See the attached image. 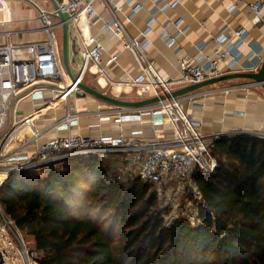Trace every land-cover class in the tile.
I'll return each instance as SVG.
<instances>
[{
  "label": "built area",
  "instance_id": "1",
  "mask_svg": "<svg viewBox=\"0 0 264 264\" xmlns=\"http://www.w3.org/2000/svg\"><path fill=\"white\" fill-rule=\"evenodd\" d=\"M98 1L113 3L115 0H57L66 16L71 35L74 30L81 43V63L75 73L79 81H83L89 66L95 67L98 75L106 76V66L115 63L120 55L112 54L104 64V47L98 37L90 33L85 35L83 32L86 24L97 18L95 4ZM130 2L135 3L136 0ZM179 3V0L158 2L146 28L138 37H132L124 24L115 17L105 22L101 32L104 35L111 33L120 36L124 49L135 56L140 69L136 77L115 82L117 86L121 89L129 88V92L135 93L139 99H145L160 97L162 94L226 73L257 72L260 69L264 60L261 51L253 50V56L249 59H245L241 52V47L248 39L246 28L242 27L230 34L229 27L226 26L215 37L218 47L212 54L202 53L197 58L185 55L179 59L178 78L165 79L161 76L141 39L156 22V13L175 8ZM140 8L141 5L137 4L129 17ZM248 8L251 24L254 27L264 24V0H251ZM56 14L53 6L50 9L39 8L38 19L46 37L24 45L27 57L15 56L20 45L11 41L9 33L5 43L0 44V189L11 175L59 169L73 157L93 156L104 160L113 155H124V160L131 161L133 166L118 170L107 169L108 182L126 184L131 178L140 177L144 183L152 186L160 209L166 214L162 215L166 227L180 219H186L192 225L200 224L203 196L196 178L216 172L219 163L215 154L217 142L236 137L264 140V132H249L244 129L205 131L200 120L187 114L184 102L197 105L200 97L218 91L211 88L166 98L141 108L113 105L112 108L97 112L100 117L112 118L120 126L125 123H142L145 116L150 115L151 122L162 127L152 132L153 137H147L143 132L131 136L125 133L67 134L41 142L44 133L49 129L59 128V124L72 126L82 115L69 108L62 119L40 128L38 120L43 116L42 108L21 117L14 114L18 102L26 98L44 100L46 90L52 94L51 99L44 100L48 104L57 102L58 94L67 96L77 92L76 88L66 90L71 81L58 55L55 30L61 27V22ZM172 23L178 27L176 34L169 32V24L163 25L161 32V39L167 45L177 43V37L187 31L186 27H180V22ZM228 89L222 88L224 92ZM199 106L202 107L201 104ZM26 130L29 131L28 134L25 133ZM23 134L25 136L19 142L9 147L11 142ZM38 257L35 246L6 214L0 201V264H39Z\"/></svg>",
  "mask_w": 264,
  "mask_h": 264
},
{
  "label": "trees",
  "instance_id": "2",
  "mask_svg": "<svg viewBox=\"0 0 264 264\" xmlns=\"http://www.w3.org/2000/svg\"><path fill=\"white\" fill-rule=\"evenodd\" d=\"M215 154L226 161L196 178L198 225L166 227L150 184L110 183L93 156L11 175L0 201L33 239L39 264H264V140L223 139Z\"/></svg>",
  "mask_w": 264,
  "mask_h": 264
},
{
  "label": "crops",
  "instance_id": "3",
  "mask_svg": "<svg viewBox=\"0 0 264 264\" xmlns=\"http://www.w3.org/2000/svg\"><path fill=\"white\" fill-rule=\"evenodd\" d=\"M130 1L96 2L97 18L87 23L83 32L85 35L90 33L98 37L104 47L102 54L104 64L112 54L120 53V55L115 63L106 66V76L98 75L96 68L89 66L83 80L87 76L88 80L85 82L87 85L106 94L110 93L114 96L123 94L126 96L125 100H138L135 93L129 92V88L121 89L115 83L132 79L140 73L135 56L124 49L120 36L111 33L104 35L101 28L108 19L115 17L124 24L132 37H138L155 12L156 4L160 1L171 2L173 0H136L135 3ZM250 1L179 0L177 7L156 13V22L141 40L160 75L165 79L178 78L180 76L179 59L183 56L189 55L197 58L202 53L212 54L218 47L215 37L226 26L229 27L230 34L242 27L248 31L247 43L241 47L245 59L253 56V50L264 54V24L260 27H254L251 24L248 14ZM137 4L141 5V8L129 17ZM51 6H53L52 2L48 4L47 0H0V44L5 43L7 33H9L11 41L20 45L15 56L17 58L27 57L28 53L24 45L41 41L46 37L38 19L39 8L50 9ZM172 21L180 22V27H186L187 31L177 37V43L167 45L161 39V32L163 25L169 24V32L176 34L178 27ZM72 33L69 43V59L70 61L75 60V65L71 63V68L76 73L81 63V43L76 38L74 30ZM211 88H216L218 91L200 97L197 105L184 102L187 114L191 118L200 120L205 131L244 129L249 132H264V89L260 85L238 78L203 88V90ZM222 88L229 89L224 92ZM51 95L49 90L44 91V100L51 99ZM57 97L58 101L52 104L45 103L44 100L38 98H26L16 104V117L31 114L38 108H42L43 116L38 120L40 128L62 119L69 108L82 113L72 126L59 124V128L49 129L44 133L41 142L67 134L109 133L118 135L125 133L131 136L143 132L147 137H153L154 130L162 129L161 126L151 122L150 115H146L142 123H125L121 126L112 118H102L98 115V110L114 106L89 94L83 97H77L76 93H70L67 96L58 94ZM104 164L108 170L133 166L131 161L124 160V155L110 156L104 159Z\"/></svg>",
  "mask_w": 264,
  "mask_h": 264
},
{
  "label": "water",
  "instance_id": "4",
  "mask_svg": "<svg viewBox=\"0 0 264 264\" xmlns=\"http://www.w3.org/2000/svg\"><path fill=\"white\" fill-rule=\"evenodd\" d=\"M50 1L52 2V5L57 12L56 17L59 18L61 22L60 26L62 27V31H63V34H62V62H63L65 72L71 81V84L67 87L66 90H71V89L76 88L77 97H83L89 94V95L96 97L97 99H100L114 106L124 107V108H141V107L155 104L159 102L160 100H164L166 98L179 97V96L188 94L196 90H200V89H203V88H206V87H209V86L221 83V82H225V81L232 80V79H238V78L250 80L252 83L260 85L264 89V60H263L262 65L257 72L226 73L216 78H212L209 80H205V81H202L196 84L188 85V86L173 90L171 93L162 94L160 97L155 96L151 98L138 99V100H125V99L118 98L112 95H108L96 88H93L87 85L83 81H79L78 80L79 77L75 76V73L73 72V69L71 68V63L75 65V60L70 61L69 59V48H70L69 43L71 39V32L66 22V16L60 9L57 0H50Z\"/></svg>",
  "mask_w": 264,
  "mask_h": 264
},
{
  "label": "rangeland",
  "instance_id": "5",
  "mask_svg": "<svg viewBox=\"0 0 264 264\" xmlns=\"http://www.w3.org/2000/svg\"><path fill=\"white\" fill-rule=\"evenodd\" d=\"M47 2L49 4L50 0H47ZM54 21L57 22V19L54 18ZM55 33H56V36H57V50H58V55H59V58L62 59V34H63L62 27L57 28L55 30ZM87 80L88 79H87V76H86L85 79L83 80V82L85 83V82H87ZM108 95H112V94L109 93ZM112 96H114V95H112ZM115 97L122 98V99H125L126 98V96H124L123 94L120 95V96L119 95L118 96H115ZM14 111H16V109ZM11 113H12V109L10 110V115H11ZM14 114H16V113L14 112ZM10 118H11V116H10ZM216 156H217L218 160H220L222 158L223 161H226V158L225 157H221L220 158V156L218 154H216ZM44 171H47V170H40L38 172H41L42 173ZM151 190H153V188H151ZM158 204H159V208H160L159 200H158ZM162 213L164 215H166L165 212L162 211ZM162 218H163V216H162ZM27 239L31 242L32 245H34L33 239L31 237L27 236Z\"/></svg>",
  "mask_w": 264,
  "mask_h": 264
},
{
  "label": "bare ground",
  "instance_id": "6",
  "mask_svg": "<svg viewBox=\"0 0 264 264\" xmlns=\"http://www.w3.org/2000/svg\"><path fill=\"white\" fill-rule=\"evenodd\" d=\"M29 133V131L28 130H26L25 131V133ZM27 133V134H28ZM23 136H25L24 134L23 135H21V137L20 138H18V139H15L13 142H11V144L9 145V147H12V146H14L17 142H19L22 138H23Z\"/></svg>",
  "mask_w": 264,
  "mask_h": 264
}]
</instances>
